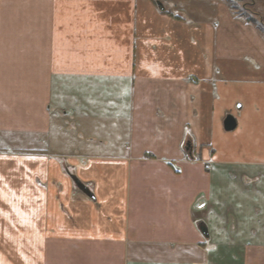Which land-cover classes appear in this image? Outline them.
Returning <instances> with one entry per match:
<instances>
[{"label": "crops", "instance_id": "crops-1", "mask_svg": "<svg viewBox=\"0 0 264 264\" xmlns=\"http://www.w3.org/2000/svg\"><path fill=\"white\" fill-rule=\"evenodd\" d=\"M258 4L0 0V264H264Z\"/></svg>", "mask_w": 264, "mask_h": 264}, {"label": "rangeland", "instance_id": "rangeland-1", "mask_svg": "<svg viewBox=\"0 0 264 264\" xmlns=\"http://www.w3.org/2000/svg\"><path fill=\"white\" fill-rule=\"evenodd\" d=\"M213 1L218 2L220 0H155V2L160 3L163 6V8H165L167 11L174 13L175 15L181 13L187 16H190L191 15L190 13H192V11L196 10L199 7L205 9L206 13L207 11L208 13L213 11V5H212ZM232 2L235 4L237 8L238 0H232ZM241 9L242 10H238V11L244 10L242 7ZM247 13L248 14L253 13L254 17H256V20H259V14H260L262 21L264 23V11L261 12L259 11V4L252 9H249ZM259 191H261V193L264 194L263 193L264 188L262 192V189L259 187Z\"/></svg>", "mask_w": 264, "mask_h": 264}, {"label": "water", "instance_id": "water-1", "mask_svg": "<svg viewBox=\"0 0 264 264\" xmlns=\"http://www.w3.org/2000/svg\"><path fill=\"white\" fill-rule=\"evenodd\" d=\"M156 5H157V8L159 9V11H164V8L160 3L156 2ZM234 127H235V122L233 121V119L231 117H228L224 122L225 130L229 131V130L233 129ZM72 180L74 181L76 186L79 188V190H81L87 196L92 197L89 190L84 185H82L75 177L72 176Z\"/></svg>", "mask_w": 264, "mask_h": 264}, {"label": "trees", "instance_id": "trees-1", "mask_svg": "<svg viewBox=\"0 0 264 264\" xmlns=\"http://www.w3.org/2000/svg\"><path fill=\"white\" fill-rule=\"evenodd\" d=\"M227 1H229V0H227ZM232 5V4H231ZM232 7H233V5H232Z\"/></svg>", "mask_w": 264, "mask_h": 264}]
</instances>
